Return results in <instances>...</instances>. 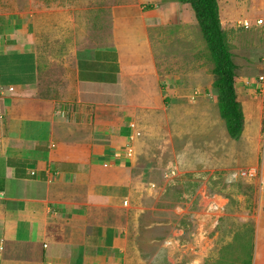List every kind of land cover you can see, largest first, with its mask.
Instances as JSON below:
<instances>
[{
    "label": "crops",
    "instance_id": "obj_1",
    "mask_svg": "<svg viewBox=\"0 0 264 264\" xmlns=\"http://www.w3.org/2000/svg\"><path fill=\"white\" fill-rule=\"evenodd\" d=\"M220 2L225 30H237L240 0H229L227 22ZM251 8L243 18L264 13L261 3ZM18 14L14 0H0V264H137L124 253L127 207L134 193L154 187L157 166L140 163L139 144L128 155L130 145L104 140L108 115L123 110L121 120H142L166 107L171 95L162 89V71L165 79L183 76L166 69V48L175 37L195 42L194 10L178 0L112 4L109 42L74 49L76 99L62 105L37 85L31 40L10 41ZM258 93L251 118L253 107L264 105ZM261 158L264 184V151ZM256 236L253 264H264V210Z\"/></svg>",
    "mask_w": 264,
    "mask_h": 264
},
{
    "label": "rangeland",
    "instance_id": "obj_2",
    "mask_svg": "<svg viewBox=\"0 0 264 264\" xmlns=\"http://www.w3.org/2000/svg\"><path fill=\"white\" fill-rule=\"evenodd\" d=\"M14 1L22 14L14 16L12 30L18 36L10 41L23 36L35 46L37 85L42 94L58 99L61 105L74 103L73 51L109 42L110 9L118 0ZM260 3L264 11V0L246 4L240 0L236 25L244 17L245 7L256 8ZM228 4L229 0L220 2L226 22ZM257 15L264 21L263 12ZM225 27L237 65L239 100L247 114L239 139L230 137L220 116L214 62L199 26V33L192 32L194 43L175 37L166 48V69L183 76L165 79L162 71L163 85L171 95L163 110L147 113L142 120H121L123 110L108 115L112 120L107 122L109 134H104V140L139 144L140 163L157 166L151 173L154 187L129 199V224L123 236L129 263H254L260 241L256 224L264 210L259 172L264 151V105L262 109L253 107L252 119L250 103L262 90L259 77L264 75V31L261 27ZM29 63L32 65V60ZM131 121L140 132L133 139Z\"/></svg>",
    "mask_w": 264,
    "mask_h": 264
},
{
    "label": "trees",
    "instance_id": "obj_3",
    "mask_svg": "<svg viewBox=\"0 0 264 264\" xmlns=\"http://www.w3.org/2000/svg\"><path fill=\"white\" fill-rule=\"evenodd\" d=\"M194 10L200 30L214 62V86L218 90V106L228 134L239 139L245 127L243 105L237 93L238 73L227 32L220 18L218 0H178ZM162 89L164 85L162 84ZM168 101L166 100V103Z\"/></svg>",
    "mask_w": 264,
    "mask_h": 264
},
{
    "label": "built area",
    "instance_id": "obj_4",
    "mask_svg": "<svg viewBox=\"0 0 264 264\" xmlns=\"http://www.w3.org/2000/svg\"><path fill=\"white\" fill-rule=\"evenodd\" d=\"M264 25V21L261 17H256V18H251V17H246V18H240L237 20V26L238 27H245L248 29L256 28L259 26ZM0 77H1V72H0ZM259 81L262 83L261 84V92L264 95V75H261L259 77ZM10 90H13V87H10ZM133 128H135V125H131ZM136 135H140L139 131H135L133 135H131V139H133ZM133 151V147L129 146L128 147V155H131ZM128 201H125L124 204L127 205Z\"/></svg>",
    "mask_w": 264,
    "mask_h": 264
}]
</instances>
